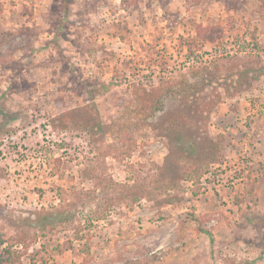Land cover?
Listing matches in <instances>:
<instances>
[{"label": "rangeland", "instance_id": "374dc122", "mask_svg": "<svg viewBox=\"0 0 264 264\" xmlns=\"http://www.w3.org/2000/svg\"><path fill=\"white\" fill-rule=\"evenodd\" d=\"M8 248L264 264V0H0Z\"/></svg>", "mask_w": 264, "mask_h": 264}, {"label": "trees", "instance_id": "16d2710c", "mask_svg": "<svg viewBox=\"0 0 264 264\" xmlns=\"http://www.w3.org/2000/svg\"><path fill=\"white\" fill-rule=\"evenodd\" d=\"M56 214L60 215L58 218L59 220L64 221V220H68V218H69L68 215L64 214L63 211H58ZM52 215H53V213L50 214L51 220L47 221V223L54 222V220H53L54 218L52 217ZM6 253L8 254V256H6V258L0 257V264H15V259H17L19 261L20 256L17 255L16 257H13V258L11 257L12 253L9 251V248L6 249Z\"/></svg>", "mask_w": 264, "mask_h": 264}]
</instances>
